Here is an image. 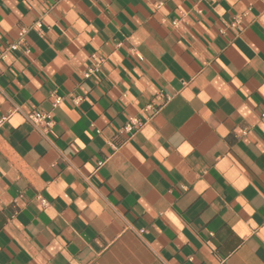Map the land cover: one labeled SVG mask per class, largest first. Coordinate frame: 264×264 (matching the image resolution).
<instances>
[{"label":"clouds","instance_id":"1","mask_svg":"<svg viewBox=\"0 0 264 264\" xmlns=\"http://www.w3.org/2000/svg\"><path fill=\"white\" fill-rule=\"evenodd\" d=\"M253 25L264 30V0H0L7 264L21 253L25 264H264V40ZM197 200L207 207L189 218Z\"/></svg>","mask_w":264,"mask_h":264},{"label":"crops","instance_id":"2","mask_svg":"<svg viewBox=\"0 0 264 264\" xmlns=\"http://www.w3.org/2000/svg\"><path fill=\"white\" fill-rule=\"evenodd\" d=\"M129 2H131V3H140V0H119V3H120L121 6H123V7H126L127 4H128ZM84 3H85V5H87V4H88V0H84ZM89 6H90V5H89ZM170 7H171V6H170ZM187 7H191V5L189 4V5H187ZM204 7L207 8L208 5L205 4ZM225 7H227V5H225ZM21 10H22V11H25V10L23 9V6H22V5H21ZM93 12H95L94 9H93ZM129 14H130V15L133 14L132 11H131V9H129ZM205 14L207 15V12H206ZM172 18L174 19L175 16L173 15ZM119 19H120L121 22L127 23V20L125 19L124 16L121 15V16L119 17ZM95 23H96V25H97L98 27H100L101 29L103 28V24L100 22V20H96ZM45 31H47V29H45ZM57 31H59V29H57ZM251 32H252L254 35H256V36H259V38H260L261 40H264V30L259 29L258 26L253 25V27H252V29H251ZM29 35H30V37L32 38V40H34V41L39 45V47H40L41 49H43V55L40 57L41 61H42V62H48V61H50V60L54 57V53H52L51 51H49V50L47 49V46L43 43L42 40H40V39L36 36V34H35L34 32H33V33H30ZM117 38L120 39V38H122V37H120V36L118 35ZM5 42H6V41H5ZM217 44H218L220 47H224V46H225V43H224L223 39H218V40H217ZM237 44L240 45V47H241L242 49H244V50L247 52V49H246V47L244 46V44H243L242 41H237ZM64 46H67V45H66V42H65V44H58V45H57V47H64ZM87 50H88V51H92V49H91L90 47H89ZM33 51L35 52V50H33ZM247 54H248L249 56H251V53H250V52H247ZM17 55H19V54L17 53ZM235 55H236V54H235L234 52L229 51V53H228L227 55L223 56L222 59L225 61V63H229V62H230V61H229V57L235 58ZM262 55H264V54H262ZM165 61L168 62L169 64H172L170 57H165ZM125 64H126L129 68H131V64H129L127 60L125 61ZM172 66H173L174 70L178 72V74L183 75V73L180 72V70H179V68H178L177 66H175V65H172ZM29 70L32 71L33 75H37V73L35 72V69L32 68L31 65L29 66ZM185 78H187V77L185 76ZM20 79H21V82H23V83H27V80H26L24 77H20ZM56 79H57V81H58L59 83H61V84L63 83V78H62L61 76H57ZM241 79H245V77L242 75V76H241ZM7 80H8L7 77L0 78V84H5V85H6V84H7ZM245 82H247V81H245ZM61 94H62V93H61ZM27 97H28L27 92H22V93H20V96H19L18 99L23 100V99H26ZM255 98H256L257 100H259V97H258V96L255 97ZM100 104H101V106L104 107L105 109H106L107 106H108V102H107V100H105V99H102V100L100 101ZM83 107L85 108V110H89V106H88L87 104H85ZM220 107H222V108L224 109V111H226V112H227V111H231L230 106H229L228 104H226L224 101H221V103H220ZM117 110L120 111L118 105H117ZM89 114H90V116H92L93 119L96 118L94 113H92V112L89 111ZM183 115L186 117V116H188V115H191V113H190L189 110L185 109ZM121 119H123L122 116H121ZM84 127H87V123H86V121H82L81 124L78 125L77 128H76L75 130L78 132V134H81V135H82V129H83ZM85 139H86V138H85ZM13 141H14V143H18V144H20L23 150H27V149L29 148V145H28L27 143H22V134H14V136H13ZM97 143H102V142L99 141V140H97ZM241 147H243V145H241ZM37 151H39L41 154H43V149H41V148L38 147V148H37ZM246 151H247V150H246ZM250 155H251V153H250ZM82 158H83V159H87L86 156H85V157H82ZM253 158L255 159V157H253ZM259 163H260V165H261L262 167H264V157H262V158L260 159ZM103 175L107 176V173H103ZM213 175H215V173H213ZM45 179H47V176H45ZM150 179H152L153 181H156V180H159L160 177H159L158 174H156V173H152ZM170 179H173V180H179L180 178H179L178 176H176V177H170ZM217 181H218L219 183H221V184L223 183L222 180L219 179V177H217ZM163 186H164V188H168V187H169V184H168L167 182H164V183H163ZM119 191H120L121 194L124 195V197H125V207H128V206L134 204V202H135V196H134V195H128L127 193L124 192L123 188H120ZM225 192L227 193L228 198H229V200H230L233 194H232L227 188H225ZM13 194H15V189H13ZM31 194H32V193H29V195H31ZM45 195H47V194L45 193ZM249 195H251V193H249ZM173 196H174L177 200L180 199V194H179L178 192H174V193H173ZM206 207H207V205L204 203L203 200H197L194 204H192V205L188 208L187 216H188L189 218H193V219H195V218L198 216V214L200 213V211H202V210H203L204 208H206ZM130 219H131V217H130ZM258 219H259V217H258ZM21 220L27 222V214H25L24 216H21ZM220 224H221V221H219V220H214V221L212 222L211 227L216 228V227H219ZM75 226H76L77 228H83V225H82L80 222H77V224H76ZM87 231H88V234H89L90 236H91V235H94V234L92 233V230H91V229H88ZM0 243H3V244H5V245L9 243V240H8L7 236L3 235V233H0ZM73 251H75V249H73ZM262 254H264V250H262ZM18 259L22 262V264H25V262H26V260H27V257H26V255H25L24 253H21L20 256L18 257ZM0 264H7V257L4 256V255H2V254H0Z\"/></svg>","mask_w":264,"mask_h":264}]
</instances>
